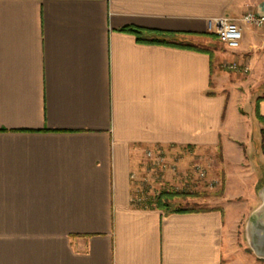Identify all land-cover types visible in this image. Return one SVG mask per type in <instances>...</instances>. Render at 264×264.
<instances>
[{
  "label": "crops",
  "instance_id": "0c3cea01",
  "mask_svg": "<svg viewBox=\"0 0 264 264\" xmlns=\"http://www.w3.org/2000/svg\"><path fill=\"white\" fill-rule=\"evenodd\" d=\"M248 11L264 0H0V264H263L228 190L264 168V30L195 43ZM225 62L247 77L231 83ZM158 147L219 148L217 206L134 205L131 172Z\"/></svg>",
  "mask_w": 264,
  "mask_h": 264
},
{
  "label": "rangeland",
  "instance_id": "374dc122",
  "mask_svg": "<svg viewBox=\"0 0 264 264\" xmlns=\"http://www.w3.org/2000/svg\"><path fill=\"white\" fill-rule=\"evenodd\" d=\"M196 48L199 49H208V50H213V49H220L223 51H226L227 47L224 43H222L218 37V35L209 29H207V32L197 34L196 35ZM227 63L231 62H225L222 63V71H226L227 73H230L231 77L229 81L231 83H234L235 80V74H238L239 77L241 76L242 73L230 68ZM237 63V62H236ZM249 72L245 73L244 75L247 77V74ZM244 76V77H245ZM245 77V78H246ZM237 79V78H236ZM264 95V91L262 93ZM256 142L254 141V144ZM158 149H162L166 151L162 147H158ZM253 155L249 158V161L254 164L255 162H258V157H260L261 153H258L253 150ZM171 161H175L179 163V168H188L191 164L198 162L201 164H204L207 168H209V178H214L218 183L215 186V188L211 189H200L197 190L195 193H192L191 191L187 193H178V196L172 200V205L177 208H199L201 207H215L217 206L218 202L221 200V198L225 194V173L222 168V160L223 157L221 155V151L218 148L217 150H200L193 152L191 154H186L182 155L178 153L176 156H171L170 155ZM256 160V161H255ZM248 161V162H249ZM249 162V164H250ZM261 165V163H260ZM262 166V165H261ZM239 170L242 169H249L246 166V163L238 166ZM250 167H252L250 165ZM263 167V166H262ZM140 168L146 169V168H154L149 164V161L147 157L143 158L141 160ZM247 174V173H246ZM144 175V192L142 193L143 196H145V199L147 198L148 204H153V205H148V207H154L156 203V197L160 194V191L163 189L164 186H161L158 181L160 177H156V174L153 170L151 169H146V171L143 173ZM243 172L239 173H231L230 179H231V185L232 188L228 190V197L231 198V200H235V188L236 191L240 194V196L236 199L238 201V205H241L240 203L243 202V208H244V213H245V220L243 222V231H244V236H245V225L247 222V219L252 212V210L258 206L261 201V192L260 190L264 187V168H256V172L254 171L252 176L247 175V180L243 181ZM249 176V177H248ZM248 180V179H251ZM259 177V179H257ZM237 186V187H236ZM205 200V201H204ZM204 204L205 205H200ZM234 202V201H233ZM232 202V203H233ZM246 240V239H245ZM260 262L264 263V260H260Z\"/></svg>",
  "mask_w": 264,
  "mask_h": 264
},
{
  "label": "built area",
  "instance_id": "2783aa9c",
  "mask_svg": "<svg viewBox=\"0 0 264 264\" xmlns=\"http://www.w3.org/2000/svg\"><path fill=\"white\" fill-rule=\"evenodd\" d=\"M244 25H250L254 28L264 30V14H257L251 11L244 13L239 18L229 16H218L210 18L207 21V29L214 31L220 41L229 49H237L241 45L243 39ZM227 65L240 72L247 73L250 70L248 64H239L236 62L227 63ZM149 164L154 168L156 177H160L158 183L164 186L160 191H172L176 193H187L191 191L195 193L200 189L215 188L217 181L214 178H209V168L204 164L195 162L188 168H179V163L171 161L170 155L162 149H147L145 152ZM142 171H132L131 181L133 182L132 202L134 205L147 207V198L143 196L144 192V175ZM144 188V189H143ZM264 264V263H263Z\"/></svg>",
  "mask_w": 264,
  "mask_h": 264
},
{
  "label": "water",
  "instance_id": "95a60500",
  "mask_svg": "<svg viewBox=\"0 0 264 264\" xmlns=\"http://www.w3.org/2000/svg\"><path fill=\"white\" fill-rule=\"evenodd\" d=\"M261 203L250 213L245 225V239L254 255L264 260V187L260 190Z\"/></svg>",
  "mask_w": 264,
  "mask_h": 264
},
{
  "label": "trees",
  "instance_id": "16d2710c",
  "mask_svg": "<svg viewBox=\"0 0 264 264\" xmlns=\"http://www.w3.org/2000/svg\"><path fill=\"white\" fill-rule=\"evenodd\" d=\"M124 30L133 32L134 34L137 35V37L140 40H144L143 37L149 31V30L147 31L146 29L139 28V27H126ZM153 42H159V40L158 41L157 40L156 41L153 40ZM197 50L204 51L206 49L197 48ZM261 99L262 98H260V97L258 98V100H261ZM260 119H261V121H264V118L262 116H260ZM262 145H263V150H264V128L262 129ZM177 196H178V193H176V192L163 191L156 197V203L154 204L155 206L153 208L163 209V210H165L167 212L192 210V209H189V208H177V207H174L172 205V200L175 199ZM150 205H153V204H150Z\"/></svg>",
  "mask_w": 264,
  "mask_h": 264
}]
</instances>
